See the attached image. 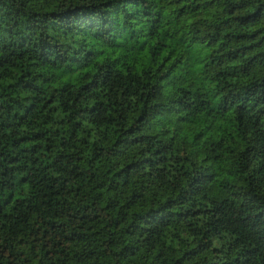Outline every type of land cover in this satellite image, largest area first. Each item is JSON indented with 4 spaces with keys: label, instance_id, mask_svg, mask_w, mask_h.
Returning <instances> with one entry per match:
<instances>
[{
    "label": "trees",
    "instance_id": "trees-1",
    "mask_svg": "<svg viewBox=\"0 0 264 264\" xmlns=\"http://www.w3.org/2000/svg\"><path fill=\"white\" fill-rule=\"evenodd\" d=\"M0 264H264V0H0Z\"/></svg>",
    "mask_w": 264,
    "mask_h": 264
}]
</instances>
